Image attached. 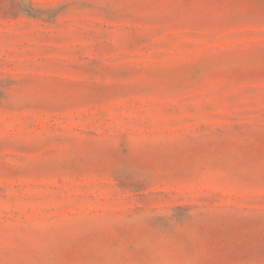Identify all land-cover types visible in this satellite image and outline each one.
<instances>
[{
    "label": "rangeland",
    "instance_id": "374dc122",
    "mask_svg": "<svg viewBox=\"0 0 264 264\" xmlns=\"http://www.w3.org/2000/svg\"><path fill=\"white\" fill-rule=\"evenodd\" d=\"M0 264H264V0H0Z\"/></svg>",
    "mask_w": 264,
    "mask_h": 264
}]
</instances>
